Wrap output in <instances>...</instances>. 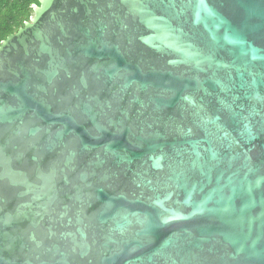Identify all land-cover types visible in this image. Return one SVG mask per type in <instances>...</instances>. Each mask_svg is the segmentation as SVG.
<instances>
[{"label": "water", "instance_id": "95a60500", "mask_svg": "<svg viewBox=\"0 0 264 264\" xmlns=\"http://www.w3.org/2000/svg\"><path fill=\"white\" fill-rule=\"evenodd\" d=\"M0 44V264H264V0H39Z\"/></svg>", "mask_w": 264, "mask_h": 264}, {"label": "trees", "instance_id": "16d2710c", "mask_svg": "<svg viewBox=\"0 0 264 264\" xmlns=\"http://www.w3.org/2000/svg\"><path fill=\"white\" fill-rule=\"evenodd\" d=\"M39 4V0H0V44L30 21Z\"/></svg>", "mask_w": 264, "mask_h": 264}]
</instances>
